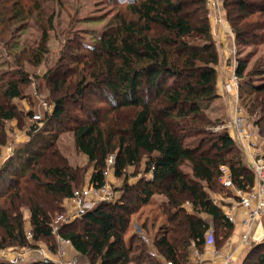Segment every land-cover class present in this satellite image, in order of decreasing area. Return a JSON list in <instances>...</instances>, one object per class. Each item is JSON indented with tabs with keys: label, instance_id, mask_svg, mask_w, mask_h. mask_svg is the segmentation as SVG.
<instances>
[{
	"label": "trees",
	"instance_id": "trees-1",
	"mask_svg": "<svg viewBox=\"0 0 264 264\" xmlns=\"http://www.w3.org/2000/svg\"><path fill=\"white\" fill-rule=\"evenodd\" d=\"M30 1L0 0V43L22 30L29 20L40 18L41 37L27 61L38 65L47 53L54 17L43 15L39 1L60 0ZM122 1L128 2L126 15L118 17L112 30L91 47L78 43L75 53L63 50L56 71L45 75L55 96L47 120L68 126L76 152L93 164L91 187H104L110 157L114 177L123 181L118 201L99 204L81 216L79 229L74 223L66 224L57 235L90 264H189L190 249L202 253L209 230H213L215 248L221 247L233 230L205 191L221 187L220 167L228 168L232 183L242 192L252 187L253 175L227 132H211V123L201 109L218 98V57L206 0ZM231 2L240 24L244 22L240 33L236 31L240 44L251 40L263 44L264 0ZM81 51L87 55L78 56ZM236 60L240 97L245 96L244 108L248 115L256 116L254 126L264 140V64L256 61L246 72L247 58ZM68 64L82 66L71 73L76 82L65 77L71 71ZM18 68L0 83V156L6 142L4 123L15 117L6 108L22 97V86L29 83L28 75ZM91 95L106 104L105 113L82 104ZM69 101L76 106L77 115L68 109ZM124 111L128 115L122 121ZM33 130L20 153L23 163L8 159L0 168V250L34 248L33 244L44 241L48 250L56 253L51 225L63 213V202L73 199L80 171L68 164L45 131ZM188 139L196 141L186 143ZM144 155V174L150 177L129 186L127 169L138 166ZM184 163L189 164L190 175L181 171ZM173 194H186L191 212L187 213ZM154 195L166 198L160 206L166 225L152 240L157 256L137 235L125 240L131 216ZM23 210L28 212L30 239L24 231ZM203 215L212 221V229ZM218 232L221 244L216 241ZM240 264H264V243L253 245Z\"/></svg>",
	"mask_w": 264,
	"mask_h": 264
},
{
	"label": "rangeland",
	"instance_id": "rangeland-1",
	"mask_svg": "<svg viewBox=\"0 0 264 264\" xmlns=\"http://www.w3.org/2000/svg\"><path fill=\"white\" fill-rule=\"evenodd\" d=\"M231 1L232 0H222L220 15H217V11L210 13V10L206 5L210 34L218 57V64L216 67L220 66L221 69L223 68L225 71V78L222 85L223 91L225 93L224 100L220 102L216 99L209 104L202 105L201 107L205 117L211 123L209 127L212 133L226 132L225 129L221 128V125L226 124L232 118L235 107L240 109V114L245 119L244 130L246 131L249 125H253L255 128L254 121L256 116H250L247 114L244 108V102L247 100H245V96L243 94L240 97V79L237 77L239 81L237 95L227 93L225 90L226 84L229 83L232 78L229 65L227 67L226 64H224L220 55L222 50H228L227 54L230 59H233L234 57L235 59L247 58L248 63L246 65V72H248L252 69L256 61H260V63L262 62V64H264V43L255 44V42L251 40L249 43H245V45L240 44V37L238 39L236 31H239L240 33V27L244 22L240 24V18L238 17V14L235 11L236 8L232 5ZM39 3L42 5L41 11L43 15L47 17L50 14H53L54 16L52 30L49 32L47 42V53L43 61L38 65H32L27 62L30 59L31 51L36 49L41 37L40 29L37 27L38 21L40 22V18L29 20L27 26H25L22 30L14 31L12 36H9L6 38V41L0 43V83L6 80L5 77H7L9 73L11 74L17 71V69H19L18 66H20L21 70L28 75L29 79V83L22 86V97L20 99H13L6 108L7 112L10 114H15V117L12 120H8L4 123L6 142L5 145L1 147L0 168L5 165L8 159L13 160L14 163L17 160L20 162L22 161L23 163L24 159L19 160L21 155L20 153L21 151L25 150L26 144L30 140L28 133L30 131H35L33 129L34 127H37V131H45L44 133L47 135V137H50L51 140L54 139L55 148L59 151V153L67 160L71 167L80 171L79 183L74 188V192L82 194V200L84 202L92 204V208L88 210L89 212L95 209L101 203L112 204L118 201V199H120V197L123 195L121 190L123 181L114 177L112 168L113 162H110L112 159L110 157L106 162L107 169L105 171L104 187L100 190H94L91 187L89 184V179L93 172V164H90L85 156L76 152L73 145V135L71 132L66 130L68 126H58L55 123H49L47 120V117L52 114L53 99L55 96L52 92V88L45 79V75L48 72L54 73L53 71H56L59 64L60 55L63 50L65 52L73 51L72 53H75L73 49L77 47L78 43H82L84 46L91 47L96 43L103 33H107L108 31L112 30L118 23V17L126 15V5L128 2L122 0H60L59 2L48 1L46 3L39 1ZM35 15L36 13H34V17H36ZM256 17L257 15L253 16L252 18H248V21L250 19L254 20ZM186 41L190 44H194L193 41ZM233 52L235 53L234 56ZM85 55H87L85 51L78 53V56L81 57ZM81 59L83 61L86 60L84 57ZM67 67H70L71 69L70 73L65 76L67 81L76 82V76L72 75L71 73L74 71H80L82 66L68 64ZM56 77L58 78L59 76ZM253 81H255V79ZM82 104L91 109L99 110L101 113H105L107 110L106 104L95 98L93 95L87 96L83 100ZM67 107L68 109L72 110L73 116L78 114V112L75 110L76 106H74L71 101L68 102ZM112 115L113 114H110L109 117ZM127 115L128 112H122L120 115L122 118L121 120H125ZM217 127H219L218 130ZM35 133L36 132H34V134ZM256 137L258 138V142L262 140L260 137H258V135H256ZM190 141L196 140L188 139L186 140V143ZM145 161L146 156L144 155L142 156L141 163L138 166L127 169V184L129 186L137 183L142 177L144 179H148L150 177L149 174H144ZM180 169L183 173L190 175L188 163H184ZM25 174L27 177L28 173ZM87 191L90 193H86V195H84ZM205 191L212 202L217 207H219L222 212L224 211L223 208L225 206H230L236 201L232 191L223 189L219 186L213 191L205 188ZM173 197L181 202L182 208L187 213L191 212L190 204L188 203L186 194H173ZM70 200L75 201L74 199ZM165 201V196L154 195L149 202V206L146 208H141L136 213H140L141 216H143L142 219H145L147 223L146 228L141 233L138 232L134 224L131 223V219V226L129 223L130 231L135 232L140 240L155 256L157 255L155 249L152 246V240L155 236L154 232L157 229V226L152 228L151 222H158V225L161 223L159 220L157 221L158 213H161L160 206ZM64 213L65 211L63 210V213L54 218L53 223L57 221L59 217L65 216ZM23 216L25 218V234L30 235L27 210H23ZM76 216L74 218L70 217L68 224L74 223L76 228L79 229V219L81 216ZM202 217L207 222H209V225L212 228L213 223L210 218L204 215ZM261 221V226L264 228V217ZM141 235L143 237H140ZM217 237V243L219 242V244H221L222 241L220 232L217 233ZM260 243H264V240L253 241V245ZM33 245L34 248H7L5 250H16L18 252L21 251L24 254L26 253L24 260L27 261V258H29L30 263L31 261H35V259L40 260L41 257L37 255L38 250L43 249L50 252L48 250L49 245L44 241L37 242ZM253 245H251V247ZM77 257L78 258L75 259L78 263L85 262L86 264H90L88 259L82 256ZM241 262L240 260L237 261L239 264Z\"/></svg>",
	"mask_w": 264,
	"mask_h": 264
},
{
	"label": "built area",
	"instance_id": "built-area-1",
	"mask_svg": "<svg viewBox=\"0 0 264 264\" xmlns=\"http://www.w3.org/2000/svg\"><path fill=\"white\" fill-rule=\"evenodd\" d=\"M207 7L210 13L217 11V15H220L222 0H207ZM218 21V20H217ZM216 22V19H215ZM235 53L233 52V56ZM236 59L235 57L231 59L229 68L231 72V80L226 84L225 90L227 93L237 95L239 81L235 74L236 70ZM245 119L240 114V109L235 107L234 114L232 118L224 125H221L222 129H225L234 145L241 152V157L244 160L243 165L252 173L253 175V185L247 192H242L238 190L232 183L231 175L227 167H220V177L219 184L223 189L230 190L234 193L235 202L230 206H225L223 209V214L227 221L234 224V219L231 212L236 207H241L245 210L246 216L243 221V225L250 229L254 224L260 228V236L258 240H264V228L261 226L262 219L264 217V151L261 148L258 138L252 132H247L244 130ZM219 127H217V130ZM112 159L110 160V162ZM243 162V161H242ZM86 193L90 192H85ZM82 194L77 192L73 193V199L77 205V216L80 217L88 210L92 208L91 203H86L82 200ZM69 223V219L61 216L57 221L52 223L51 229L52 234L56 240V243H66L62 241L58 235V229ZM60 224V225H59ZM31 235L27 234V239H30ZM243 241H248L249 236L246 234L242 237ZM206 242L209 245L213 244V230H209L206 234ZM257 242V241H256ZM38 254L41 257L39 261L47 263L50 262L42 250H38ZM24 253L16 250H0V262L5 264H20L24 260ZM197 256V253L195 254ZM73 264V263H71ZM222 264H234L233 259L230 256L224 258Z\"/></svg>",
	"mask_w": 264,
	"mask_h": 264
},
{
	"label": "crops",
	"instance_id": "crops-1",
	"mask_svg": "<svg viewBox=\"0 0 264 264\" xmlns=\"http://www.w3.org/2000/svg\"><path fill=\"white\" fill-rule=\"evenodd\" d=\"M227 53H228V50L227 51L222 50L220 57L222 58V61L224 62V64H226V66L228 67L231 59ZM215 70L217 72V81H216V93L218 96L217 100L222 102L225 98V93L223 91V86H222L224 82V78H225V73H224L225 71L223 68L221 69L220 66H217ZM255 130L256 129L253 127V125H249L246 129L247 132H250V133L252 132L253 134L257 135V131ZM259 144L264 151V140L259 141ZM242 161L244 163L243 158H242ZM148 206L149 204L144 207L146 208ZM63 209L65 211L64 217L68 219H70V217L74 218L78 210L77 205L75 201L73 200L72 201L65 200L63 202ZM231 215L234 219V224H232L233 230L229 238L222 245V247L216 249L213 244L212 245L206 244L202 253H198L196 252L194 248H191L189 251V256H188L189 264H222L224 258L227 256H230L233 259L234 264H239L237 263L238 260H240L241 262L247 250L251 247V245H253V241L258 240L261 231H260V228L256 224H254L250 229H247L243 225V221L246 216L245 210L243 208L236 207L231 212ZM142 217L143 216H141V214L138 213L132 216L131 218V223L134 224L137 231L140 233L146 228V225H147L145 219H142ZM158 220L161 222L159 225H158V222H154V221L151 222L152 228H155V226H157L156 227L157 229L155 230L154 234L160 227H163L166 224V219L161 213H158L157 221ZM131 223H130V226H131ZM130 226L125 235L126 241L132 235H136L135 232L130 231ZM246 234L249 236V240L243 241L242 237ZM140 237H143V236L141 235ZM56 244H57L58 251L55 254H52L42 249V251L45 253L46 257L48 258L50 262H52L53 264H71V263L86 264L85 262L83 263L77 262L75 258H78L77 256H80V255L72 248L70 244H66V243H56ZM196 253H197V256L195 255ZM37 255H39L38 251H37ZM23 256L25 257L26 253ZM70 257L72 258L74 257V258L72 259ZM35 261H39V259H35ZM35 261H31L30 263L29 258H27V261L23 260V262H21L20 264H32Z\"/></svg>",
	"mask_w": 264,
	"mask_h": 264
}]
</instances>
